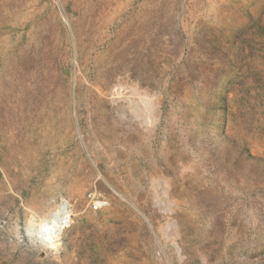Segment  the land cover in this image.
I'll list each match as a JSON object with an SVG mask.
<instances>
[{
  "label": "rangeland",
  "instance_id": "374dc122",
  "mask_svg": "<svg viewBox=\"0 0 264 264\" xmlns=\"http://www.w3.org/2000/svg\"><path fill=\"white\" fill-rule=\"evenodd\" d=\"M0 264H264V0H0Z\"/></svg>",
  "mask_w": 264,
  "mask_h": 264
},
{
  "label": "built area",
  "instance_id": "2783aa9c",
  "mask_svg": "<svg viewBox=\"0 0 264 264\" xmlns=\"http://www.w3.org/2000/svg\"><path fill=\"white\" fill-rule=\"evenodd\" d=\"M88 202L91 207L95 210H101L107 206V202L101 195L96 193H89L87 195ZM59 213V230L62 232L67 229L71 224V205L68 200L64 198H59L57 203V208L54 213Z\"/></svg>",
  "mask_w": 264,
  "mask_h": 264
},
{
  "label": "bare ground",
  "instance_id": "6f19581e",
  "mask_svg": "<svg viewBox=\"0 0 264 264\" xmlns=\"http://www.w3.org/2000/svg\"><path fill=\"white\" fill-rule=\"evenodd\" d=\"M59 214H60V212L58 213H52L51 214V216L49 217V219L53 216L54 218H55V220H56V225H55V227H54V231L55 232H59L60 230H59ZM59 236V235H58Z\"/></svg>",
  "mask_w": 264,
  "mask_h": 264
}]
</instances>
